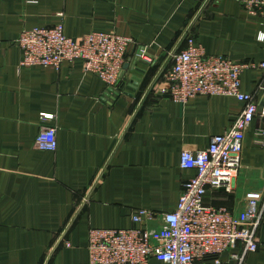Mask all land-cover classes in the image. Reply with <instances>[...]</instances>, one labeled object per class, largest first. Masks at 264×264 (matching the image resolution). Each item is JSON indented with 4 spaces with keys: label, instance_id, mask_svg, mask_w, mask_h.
Returning <instances> with one entry per match:
<instances>
[{
    "label": "crops",
    "instance_id": "obj_1",
    "mask_svg": "<svg viewBox=\"0 0 264 264\" xmlns=\"http://www.w3.org/2000/svg\"><path fill=\"white\" fill-rule=\"evenodd\" d=\"M60 24L73 39L133 38L152 62L131 49L113 89L81 61L60 71L22 67L23 31ZM261 33L264 19L233 0H0V264H89L91 230L132 229L141 210L159 218L174 212L184 183L196 175L181 169L182 153L208 149L244 104L209 96L182 104L161 95L173 57L193 38L209 56L259 64ZM262 87L263 71L243 73L242 90L257 94L259 109ZM46 127L57 129L55 152L36 147ZM263 144L264 121L257 117L232 192H210L207 204L240 212L249 192L264 190ZM256 241L258 251L244 262L234 258L237 249L223 254L222 264H264V217Z\"/></svg>",
    "mask_w": 264,
    "mask_h": 264
},
{
    "label": "built area",
    "instance_id": "obj_2",
    "mask_svg": "<svg viewBox=\"0 0 264 264\" xmlns=\"http://www.w3.org/2000/svg\"><path fill=\"white\" fill-rule=\"evenodd\" d=\"M233 1L242 5L249 15L264 19V0ZM259 40L264 42V33ZM186 41L187 47L174 55L173 66L165 76L167 87L159 93L182 104L198 96L229 97L243 103L244 109L225 134L211 139L208 149L182 153L181 169L194 171L196 175L184 183L176 210L161 218L148 211H137L132 217L135 226L129 230H91L89 264H150L152 260L196 264L209 259L222 264L221 256L237 249L241 253L234 258L242 263L249 253L259 249L256 234L264 217V190L249 192L246 206L240 212L209 205L206 198L210 192H232L233 181L242 167L247 132L257 117L264 121V105L259 109L257 94L242 90L243 73L264 72V61L237 63L225 57L209 56L193 38ZM17 44L22 51V67L60 71L66 63L81 61L84 71L98 77L109 89L121 84L131 49L133 57L152 62L147 48L139 46L133 38L92 33L73 39L65 34L62 24L25 30ZM36 147L55 152L57 129L43 128ZM156 221H161V226L150 228Z\"/></svg>",
    "mask_w": 264,
    "mask_h": 264
},
{
    "label": "water",
    "instance_id": "obj_3",
    "mask_svg": "<svg viewBox=\"0 0 264 264\" xmlns=\"http://www.w3.org/2000/svg\"><path fill=\"white\" fill-rule=\"evenodd\" d=\"M132 84H134V86L137 87L139 85V79L133 78Z\"/></svg>",
    "mask_w": 264,
    "mask_h": 264
}]
</instances>
